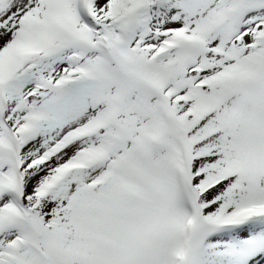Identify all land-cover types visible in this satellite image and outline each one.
Segmentation results:
<instances>
[{
  "label": "snow or ice",
  "instance_id": "snow-or-ice-1",
  "mask_svg": "<svg viewBox=\"0 0 264 264\" xmlns=\"http://www.w3.org/2000/svg\"><path fill=\"white\" fill-rule=\"evenodd\" d=\"M0 264H264V0H0Z\"/></svg>",
  "mask_w": 264,
  "mask_h": 264
}]
</instances>
